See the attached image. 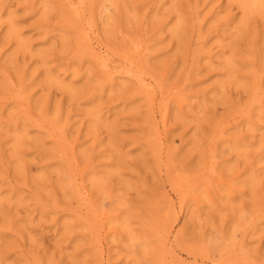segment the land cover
<instances>
[{"label": "rangeland", "instance_id": "obj_1", "mask_svg": "<svg viewBox=\"0 0 264 264\" xmlns=\"http://www.w3.org/2000/svg\"><path fill=\"white\" fill-rule=\"evenodd\" d=\"M0 264H264V0H0Z\"/></svg>", "mask_w": 264, "mask_h": 264}, {"label": "bare ground", "instance_id": "obj_2", "mask_svg": "<svg viewBox=\"0 0 264 264\" xmlns=\"http://www.w3.org/2000/svg\"><path fill=\"white\" fill-rule=\"evenodd\" d=\"M186 180V179H185Z\"/></svg>", "mask_w": 264, "mask_h": 264}]
</instances>
